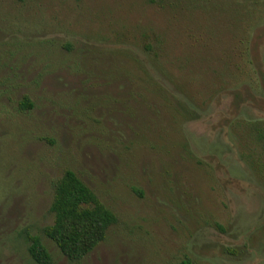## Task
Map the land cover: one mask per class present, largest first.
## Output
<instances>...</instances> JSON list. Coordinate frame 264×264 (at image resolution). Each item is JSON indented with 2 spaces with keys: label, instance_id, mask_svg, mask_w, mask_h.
I'll return each mask as SVG.
<instances>
[{
  "label": "rangeland",
  "instance_id": "374dc122",
  "mask_svg": "<svg viewBox=\"0 0 264 264\" xmlns=\"http://www.w3.org/2000/svg\"><path fill=\"white\" fill-rule=\"evenodd\" d=\"M66 168L117 219L77 261L42 233ZM25 230L50 264H264V0H0V264Z\"/></svg>",
  "mask_w": 264,
  "mask_h": 264
},
{
  "label": "trees",
  "instance_id": "16d2710c",
  "mask_svg": "<svg viewBox=\"0 0 264 264\" xmlns=\"http://www.w3.org/2000/svg\"><path fill=\"white\" fill-rule=\"evenodd\" d=\"M152 37L154 43L159 44L157 36ZM146 45L152 47L150 43ZM19 105L21 109H28L32 102L23 97ZM49 211L53 214V221L42 228V233L71 261L80 260L92 251L117 220L114 212L69 168L64 169L54 182ZM23 237L36 264L51 263L50 253L38 235L25 230ZM179 264L192 263L184 259Z\"/></svg>",
  "mask_w": 264,
  "mask_h": 264
}]
</instances>
